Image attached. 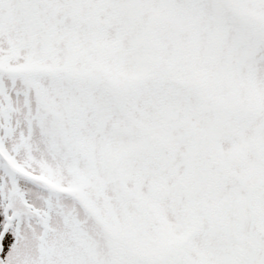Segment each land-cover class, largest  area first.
<instances>
[{
    "label": "snow or ice",
    "instance_id": "obj_1",
    "mask_svg": "<svg viewBox=\"0 0 264 264\" xmlns=\"http://www.w3.org/2000/svg\"><path fill=\"white\" fill-rule=\"evenodd\" d=\"M0 264H264V0H0Z\"/></svg>",
    "mask_w": 264,
    "mask_h": 264
}]
</instances>
